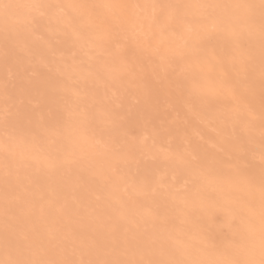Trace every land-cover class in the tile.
Wrapping results in <instances>:
<instances>
[{"label":"snow or ice","instance_id":"6c2138e0","mask_svg":"<svg viewBox=\"0 0 264 264\" xmlns=\"http://www.w3.org/2000/svg\"><path fill=\"white\" fill-rule=\"evenodd\" d=\"M0 264H264V0H0Z\"/></svg>","mask_w":264,"mask_h":264},{"label":"bare ground","instance_id":"6f19581e","mask_svg":"<svg viewBox=\"0 0 264 264\" xmlns=\"http://www.w3.org/2000/svg\"><path fill=\"white\" fill-rule=\"evenodd\" d=\"M133 2H136V0H133ZM143 2V1H142Z\"/></svg>","mask_w":264,"mask_h":264},{"label":"rangeland","instance_id":"374dc122","mask_svg":"<svg viewBox=\"0 0 264 264\" xmlns=\"http://www.w3.org/2000/svg\"><path fill=\"white\" fill-rule=\"evenodd\" d=\"M143 0H139V2H142Z\"/></svg>","mask_w":264,"mask_h":264}]
</instances>
